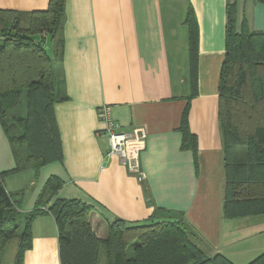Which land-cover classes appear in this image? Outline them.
<instances>
[{"label": "crops", "instance_id": "obj_1", "mask_svg": "<svg viewBox=\"0 0 264 264\" xmlns=\"http://www.w3.org/2000/svg\"><path fill=\"white\" fill-rule=\"evenodd\" d=\"M227 0H65L62 89L53 105L62 159L28 175L30 188L5 177L22 191L21 210H31L51 175L62 181L56 197L91 206L89 223L98 238L108 223L161 218V209L182 212L202 238L208 255L221 253L247 264L264 251V215L222 216L224 160L217 117L218 81L224 58ZM184 4V7H183ZM48 0H0V8L43 10ZM239 27L264 30V4L236 0ZM189 6L198 29L197 88L190 95L187 27ZM187 52V50H186ZM182 58V59H181ZM196 151L181 148V114ZM102 105L121 130L143 127L140 153L144 179L128 173L118 157L107 155L108 139L98 116ZM14 167L0 124V171ZM27 172V171H26ZM22 178V177H20ZM13 185V184H12ZM31 246L22 264H60L57 227L49 213L34 218Z\"/></svg>", "mask_w": 264, "mask_h": 264}, {"label": "trees", "instance_id": "obj_2", "mask_svg": "<svg viewBox=\"0 0 264 264\" xmlns=\"http://www.w3.org/2000/svg\"><path fill=\"white\" fill-rule=\"evenodd\" d=\"M64 8L65 0H48L43 10L0 8V124L14 159V167L0 171V264H22L32 221L43 213L55 220L60 264H234L221 253L204 252L201 236L182 212L161 209L163 217L137 223L116 218L101 239L90 226L89 204L56 197L62 185L58 177L48 178L28 211L21 210L22 191L6 189L7 175L37 174L44 164L62 159L53 105L67 98ZM236 10V0H227L217 106L224 160L221 211L230 219L264 215V30H249L245 19L238 27ZM184 23L191 97L197 88L198 29L190 6ZM188 109L187 103L179 127L181 148L194 153ZM247 264H264V251Z\"/></svg>", "mask_w": 264, "mask_h": 264}, {"label": "built area", "instance_id": "obj_3", "mask_svg": "<svg viewBox=\"0 0 264 264\" xmlns=\"http://www.w3.org/2000/svg\"><path fill=\"white\" fill-rule=\"evenodd\" d=\"M98 116L104 124L103 132L108 139L107 155L118 157L128 173L133 174L138 181L143 180L145 175L140 165V153L145 147V129L135 127L130 132L121 130L108 105L99 107Z\"/></svg>", "mask_w": 264, "mask_h": 264}, {"label": "rangeland", "instance_id": "obj_4", "mask_svg": "<svg viewBox=\"0 0 264 264\" xmlns=\"http://www.w3.org/2000/svg\"><path fill=\"white\" fill-rule=\"evenodd\" d=\"M183 7H184V4H183ZM45 47H46L47 50H49L50 41H47L45 43ZM186 50H187V48L185 49V53H187V56H188V51L186 52ZM24 173H33V170H27V172L26 171H22V172H19V173L11 174L12 176L16 175V176H14L15 177L14 179H18L19 178V181L15 180V182H19L20 185L22 184L23 188L26 187V185L28 184V182L26 180L29 178L28 177L29 174H27L26 176H18V175H25ZM8 176H10V174L7 175L6 177H8ZM16 177H18V178H16ZM20 177H22V178H20ZM138 182H140V181H138ZM14 184H16V183H12V181H10V180H6V183H5L7 189H11V187L14 186ZM26 188H27L26 191H27V194H28L30 192V188L28 186ZM130 251H131V247H129L128 254L130 253ZM187 264H190V263H187Z\"/></svg>", "mask_w": 264, "mask_h": 264}]
</instances>
